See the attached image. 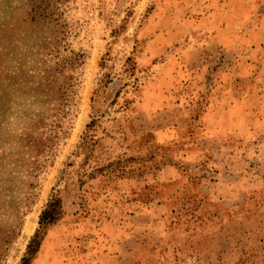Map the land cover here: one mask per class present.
Instances as JSON below:
<instances>
[{
	"label": "rangeland",
	"instance_id": "obj_1",
	"mask_svg": "<svg viewBox=\"0 0 264 264\" xmlns=\"http://www.w3.org/2000/svg\"><path fill=\"white\" fill-rule=\"evenodd\" d=\"M205 3L0 0V264L20 263L54 195L30 264L258 260V235L230 246L255 224L244 197H264L242 179L264 176V0ZM170 220L200 226L159 236Z\"/></svg>",
	"mask_w": 264,
	"mask_h": 264
},
{
	"label": "trees",
	"instance_id": "obj_2",
	"mask_svg": "<svg viewBox=\"0 0 264 264\" xmlns=\"http://www.w3.org/2000/svg\"><path fill=\"white\" fill-rule=\"evenodd\" d=\"M66 98H60V103L61 105H63L64 103H66ZM63 118H65V116L69 113L68 111H65L63 109ZM54 123V122H52ZM55 126L58 128V124ZM91 123L88 124V128H90ZM54 127V124H53ZM66 135H68V131H62L61 129L58 130V132L54 133V136H56V138H64ZM99 143L98 139H94L93 136H88L85 135L82 138V142L79 145V151L80 154L83 151V154L86 155V159L88 160L89 157V153L87 152L90 149H94L95 146H97V144ZM49 151V150H48ZM47 159V158H45ZM116 164H119V161L116 162ZM249 174L248 176H250L249 178H242L245 182H247L250 185V182L254 185V182H257L258 180H264V176L259 175L257 172H249L247 173ZM247 176V177H248ZM249 179V180H248ZM248 180V181H247ZM251 189H254V187L256 188V186H252L250 185ZM125 193H127V191L124 192V197ZM123 195H121L123 197ZM247 206L246 209H248L249 214L246 216V220H248L249 218L255 220V224L253 225V227H248V226H243L244 224H246L247 222H237L240 223L241 226H243V230H241V238H239L236 242L234 246H230V247H235L238 244L243 245L245 243V241H249L254 234L258 235V238H256L254 240V245L252 246L250 252H246L249 256H255L257 255L258 260L254 261V262H249L248 259H241L239 261H235L233 264H264V236H259L260 231L264 230V197H259L258 192H252L249 195L244 197V200L242 202V204L239 205L238 208H243V206ZM245 208V207H244ZM63 214V210H62V200L58 195H54L52 196L51 200L47 203L46 207L42 210V212L39 215V219H38V228L36 229L34 235L32 236V238L30 239V241L27 244V248H26V253L24 254V256L21 258L20 263L19 264H30V260L32 258V256H34L38 249L41 246L43 237H44V228L50 224L55 222L56 220H58ZM245 218V216H244ZM202 222L204 221V219H198L196 220V222ZM195 222H178V221H172L170 220L168 223V226L166 227L165 231L160 233L159 236L163 235V234H169L172 233L173 236L176 235L177 230H180L182 228V231L184 233H186V235H188L189 237L193 238L194 237V230H196V228L198 229V226H200V224H198L196 227H193V224ZM218 226V224H217ZM220 226H222L220 224ZM228 226V225H226ZM123 227V226H122ZM121 229V228H120ZM227 229V227H226ZM173 230V231H172ZM158 236V238H159ZM132 237V235L130 234H126L122 233V238L123 240L127 241ZM229 238H235L234 235L232 234V232H226L225 234V239L228 242V245L230 244V239ZM165 239V238H164ZM164 239H162L161 241H163ZM239 241V242H238ZM230 247L228 249H230ZM232 250V249H230ZM160 254L159 256H156V261H158L160 264H170L171 263V259L172 258H176L178 256H168L166 253V250L163 248H160ZM177 252L181 253L180 249H177ZM181 255V254H180ZM181 257V256H180ZM179 258V257H178ZM177 260V259H176Z\"/></svg>",
	"mask_w": 264,
	"mask_h": 264
},
{
	"label": "crops",
	"instance_id": "obj_3",
	"mask_svg": "<svg viewBox=\"0 0 264 264\" xmlns=\"http://www.w3.org/2000/svg\"><path fill=\"white\" fill-rule=\"evenodd\" d=\"M205 1L206 0H201V2L203 3V4H205V5H207L206 3H205ZM212 1H214V0H212ZM209 10L207 9L206 10V12H208ZM205 12V13H206ZM168 112V111H167ZM211 113V111L210 112H203V116L202 117H204L203 119H205L206 117H207V119H208V117H210V116H208V115H211L210 114ZM213 114V113H212ZM207 115V116H206ZM136 240H137V238H136V236L135 235H133L127 242H131V241H134V242H136ZM105 257H108V259L107 258H105ZM117 258V256H98V261H101V264H116V260L118 259H116ZM104 259V260H103ZM96 263V262H95ZM94 264V263H93Z\"/></svg>",
	"mask_w": 264,
	"mask_h": 264
}]
</instances>
